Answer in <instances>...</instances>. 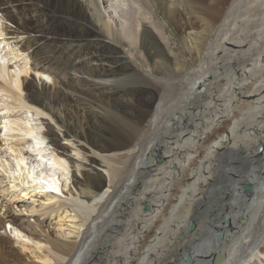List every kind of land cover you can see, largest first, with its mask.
Listing matches in <instances>:
<instances>
[{
    "label": "bare ground",
    "instance_id": "1",
    "mask_svg": "<svg viewBox=\"0 0 264 264\" xmlns=\"http://www.w3.org/2000/svg\"><path fill=\"white\" fill-rule=\"evenodd\" d=\"M108 1L0 0V124L39 158L12 140L9 172L43 194L40 217L65 206L80 222L63 240L7 207L0 228L40 236L46 264H264V0H120L121 21ZM51 33L64 49L37 61L30 43ZM70 150L106 185L87 175L64 191L82 166ZM9 249L0 236V264H18Z\"/></svg>",
    "mask_w": 264,
    "mask_h": 264
},
{
    "label": "rangeland",
    "instance_id": "2",
    "mask_svg": "<svg viewBox=\"0 0 264 264\" xmlns=\"http://www.w3.org/2000/svg\"><path fill=\"white\" fill-rule=\"evenodd\" d=\"M120 0H109L108 2L105 3V8L102 9V11L104 12V17L108 18L111 15H117L115 17H117L120 21L122 20V16H123V10L121 8L122 3ZM108 3V4H107ZM126 3V4H125ZM125 5H127V7L130 6V2L129 0L125 1ZM130 9H132L130 7ZM5 22L7 25H9L10 27L13 26V24H11L10 22L7 21H3ZM53 25V24H50ZM3 26L0 29V38H4L1 36H5V38L7 37L5 35V32L9 31L7 28H3ZM13 28V27H12ZM3 30V31H2ZM5 31V32H4ZM155 33L156 36H158V39L162 41V43L166 42L167 39L164 38L166 37V34L163 32L161 33L160 30H157L155 28ZM163 35H161V34ZM52 34V33H51ZM53 36H51L53 39H50L48 42H31L30 43V50H32V52L38 54L37 55V61L41 60L39 59V56L41 57V55H48L49 57L51 56H56L60 53H62L64 47L63 46H59L58 44H56L55 41L52 40H57V36L56 34H52ZM161 35V36H160ZM55 36V37H54ZM162 37V38H161ZM4 40V39H3ZM18 40V39H16ZM165 40V41H164ZM13 41V40H10ZM8 42L5 41V45ZM10 43V42H9ZM163 43V44H164ZM173 44V42L171 43ZM9 45V44H8ZM38 46V51H33L36 47ZM8 47H11V45H9ZM31 52V51H29ZM11 57H9V60L12 64H16V66H19V59L16 58L15 56L9 55ZM28 66L31 65L32 60L29 59L28 61ZM31 62V63H30ZM18 63V64H17ZM30 63V64H29ZM28 73V74H27ZM27 73H21V76H26V78L28 80H32L33 77L34 78H42L44 79L45 76L43 75H38L37 73L33 72V70L28 69ZM47 82L51 83V80L48 79H44ZM9 113H11V115H13V117H18L21 118L23 120L28 119L29 115L26 111L24 110H13L10 111ZM0 128H1V124H0ZM8 133V132H7ZM15 134V131H10V133H8L7 135H4L2 133H0V164H2V158H4V162L5 165L7 166V169L1 170L0 169V215L2 216L3 212L5 211V209H7V207L10 210H15L17 211V215L20 217H28L30 216V224L32 223L33 219L35 217H40V211H36V209H39L42 205V199H40L41 197L43 198V194L42 193H33V188H26V190L29 191V193H25L24 194V188H23V183L21 184L18 180H15L11 177L12 174H10L9 170H15V158L14 155L10 152V150L8 149V144L15 142V144L17 145L16 147L20 148L21 151L24 153V155L26 156V163L27 164H32L34 163V161L36 160L35 158L39 159L38 157H35V151L33 149V147H31L29 144L31 142V140L28 137H25L24 139H20L21 137L17 138ZM10 134V135H9ZM5 137V138H4ZM19 140H17V139ZM4 139L7 141L5 142ZM13 140V142H12ZM10 142V143H9ZM62 144H66V145H70L69 143H67V140H61ZM7 143V144H6ZM14 146V145H13ZM47 152L50 151L49 149L46 150ZM69 153L77 158L78 162L82 164V166L79 167V172L76 175V179L70 176V180L67 184V188H63L64 191H68L69 187L72 190V193L74 195H77L78 190H80L79 188L85 189V184L83 185V179H85L86 177H88L87 175H98V177L100 179H103L102 182V187L104 185H106L107 182V175L105 170L98 165L97 163H91L90 161H92L93 157L89 154V153H85L84 157L82 158V154L77 155V153L75 151H69ZM49 153H47L48 155ZM3 156V157H2ZM40 165L38 166V168L40 169H45V165L43 164V162H39ZM74 166H72V168L70 167V170L73 171ZM70 171V174L71 172ZM14 175H16V172L14 173ZM75 177V176H74ZM103 177V178H102ZM59 180L62 183V186H64V177L59 176ZM71 180H73V182H71ZM13 181V182H11ZM80 182V183H79ZM26 183V182H25ZM24 183V185H26ZM70 184V185H69ZM37 193V194H36ZM59 194V193H58ZM61 194V193H60ZM34 195V196H33ZM38 196H41L40 198H38ZM69 196V194H68ZM63 197V195L61 196ZM65 197V195H64ZM71 197V195L69 196ZM24 204L25 206H28V208H24V206H20ZM34 209V210H32ZM73 213L71 212H66L65 210V206L60 207L55 213L46 215V217H40L41 219L43 218L45 221L42 222L43 226H46L45 229L49 234H52L60 239H65V240H70L73 239L76 235L75 232V227L78 226L79 222V218H75L73 219ZM5 231L3 228H0V236L6 240V243L8 245V247L10 248L9 250H11L12 255H10L11 259L15 260V263L18 264H46L45 262L42 261V256L44 255V250H45V246L43 245V243L38 242L37 240H40V236H38L37 234L32 233L31 234V239H28L26 237L20 236L19 238L15 237L14 234L12 233L13 228L11 227V225L9 223L5 224ZM10 228H12L10 230ZM75 231V232H74ZM56 234V235H55ZM16 241V242H15ZM21 243H25L24 247L21 248ZM13 257V258H12ZM20 262V263H19Z\"/></svg>",
    "mask_w": 264,
    "mask_h": 264
},
{
    "label": "water",
    "instance_id": "3",
    "mask_svg": "<svg viewBox=\"0 0 264 264\" xmlns=\"http://www.w3.org/2000/svg\"><path fill=\"white\" fill-rule=\"evenodd\" d=\"M158 156H160V154H158ZM153 159V156H152V154H148L147 155V161H150V160H152ZM243 189L244 190H246V191H251V185H249V184H244L243 185ZM148 204H147V202H144L143 203V209H145V210H148ZM194 227H195V223L194 222H190V224H189V226H188V228H187V231L188 232H191L193 229H194ZM184 260H185V262H187V263H192V258L190 257V256H186L185 258H184Z\"/></svg>",
    "mask_w": 264,
    "mask_h": 264
},
{
    "label": "snow or ice",
    "instance_id": "4",
    "mask_svg": "<svg viewBox=\"0 0 264 264\" xmlns=\"http://www.w3.org/2000/svg\"><path fill=\"white\" fill-rule=\"evenodd\" d=\"M44 79H48V77H47V76H45V77H44ZM52 190H54V191H57L58 189H52Z\"/></svg>",
    "mask_w": 264,
    "mask_h": 264
}]
</instances>
